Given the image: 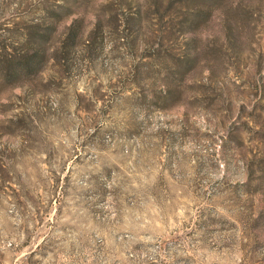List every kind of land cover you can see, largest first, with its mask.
<instances>
[{"label": "rangeland", "instance_id": "1", "mask_svg": "<svg viewBox=\"0 0 264 264\" xmlns=\"http://www.w3.org/2000/svg\"><path fill=\"white\" fill-rule=\"evenodd\" d=\"M0 53V264H264V0H0Z\"/></svg>", "mask_w": 264, "mask_h": 264}, {"label": "trees", "instance_id": "2", "mask_svg": "<svg viewBox=\"0 0 264 264\" xmlns=\"http://www.w3.org/2000/svg\"><path fill=\"white\" fill-rule=\"evenodd\" d=\"M49 36V34L47 32H43L42 35L40 36H36L35 40L33 41L36 45L38 46H43L44 44H46V38ZM4 56L1 55L0 53V66L2 63L6 64L7 67V73L5 75V78L7 80H12L14 78H17L23 74H27L33 71L38 72L39 71V65L41 64L40 60H36L34 63L27 65L26 67L24 66H20L19 64L13 63L14 60H12L11 58L8 57H4V59H2ZM8 58V59H7Z\"/></svg>", "mask_w": 264, "mask_h": 264}]
</instances>
